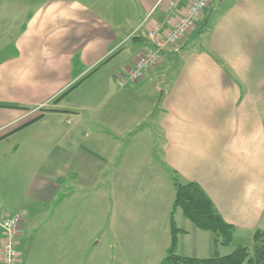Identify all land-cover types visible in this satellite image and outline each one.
I'll return each mask as SVG.
<instances>
[{
    "label": "crops",
    "instance_id": "crops-1",
    "mask_svg": "<svg viewBox=\"0 0 264 264\" xmlns=\"http://www.w3.org/2000/svg\"><path fill=\"white\" fill-rule=\"evenodd\" d=\"M159 1L0 0V26L6 21L13 32L0 51V165L40 169L64 155L76 163L78 141L95 138L106 144L95 173L111 171L116 180L127 143L143 141L147 148L133 160L137 168L153 176L163 170L171 184L174 174L197 184L233 227V240H252L256 231L264 233V0H215L178 50H165L140 81L120 86L151 49L150 28L164 27L168 17L177 20L190 3L179 0L167 13V0ZM60 174L52 178L56 183L36 174L26 191L36 207L63 199L71 205L74 189L60 194L65 181L82 190L94 184L82 185L76 168ZM43 212L21 215L18 264H24L25 240L40 230L43 245L69 251L72 227L59 223L66 214L55 215L59 222L51 215L41 229ZM175 222L184 236L200 238L190 222L185 229ZM62 262L70 264L66 257Z\"/></svg>",
    "mask_w": 264,
    "mask_h": 264
},
{
    "label": "rangeland",
    "instance_id": "rangeland-1",
    "mask_svg": "<svg viewBox=\"0 0 264 264\" xmlns=\"http://www.w3.org/2000/svg\"><path fill=\"white\" fill-rule=\"evenodd\" d=\"M3 1L6 2V0ZM7 26L6 21H3L0 26V51L12 37L13 32L8 30ZM180 45L181 43L176 50ZM83 91L85 88L79 90L71 99H75L80 93H85ZM132 111L136 110L132 109ZM115 123H117L116 118ZM123 123L125 124V121ZM79 142L82 149H78L76 163L71 159L69 161V157L64 155L55 157V165L44 164L40 169L37 167L35 169L32 165L22 170L17 167L9 169L0 165V221L13 215L21 217L25 212L44 211L45 224L41 229H45L49 222H59V216L55 215L63 213L66 216L59 223L62 222L64 226H70L73 230V234L70 235L69 251L59 250L57 245H43L42 230L37 235L35 233L29 236L25 240L22 251L23 263L45 264V260L49 259L54 264H64L62 260L66 257V260H70V264H161L166 257L171 240L168 221L174 189L169 174L158 169L153 176V171L137 168L133 160L139 151L147 148V144L141 141L145 147L132 145L130 141V145L127 143L124 162L121 165V176L113 180L111 171L105 172L102 176L96 175L95 171L99 170L98 163L104 156L101 145L106 146V144H101L95 138L78 141V144ZM156 142L160 144L158 135ZM115 144L114 151L119 150ZM135 148L137 151L134 154L132 150ZM88 150L91 151L90 154ZM109 150L111 154L112 149ZM156 151L158 153L156 159H159L160 147H157ZM112 154L116 157L115 152ZM38 159L45 160L46 157L39 156ZM82 166L85 167L84 170L80 168ZM70 167L80 171L82 185L83 182L95 185L93 184L94 186L92 185L90 189L82 190L78 185L67 184L65 181L60 194L63 195L64 192L67 194L74 189L73 195L76 200L72 201L71 205L63 199L60 203L46 205L43 209L36 207L38 204H33L31 196L26 195L27 189L37 177L36 174L54 182L52 178H57L58 173L66 176ZM138 175L145 177L139 179ZM117 181V186H113ZM83 196L87 197L80 204L82 201L79 199ZM101 196L107 197V203L106 198H103L101 203ZM69 206L71 211L68 219ZM51 215H54L52 218L57 217V219H51ZM48 217L51 221L47 219ZM174 220L178 222L180 228L185 229V224H189V221L179 212L174 215ZM32 233L29 231V235ZM199 233H201L200 238L195 235L184 236L180 233L175 253L182 257L209 259L231 254L238 246L250 249L253 246L250 238L233 240L227 247L220 246L215 242V236L211 232ZM207 239L214 240V245L208 246ZM58 254L62 259L58 257Z\"/></svg>",
    "mask_w": 264,
    "mask_h": 264
},
{
    "label": "trees",
    "instance_id": "trees-1",
    "mask_svg": "<svg viewBox=\"0 0 264 264\" xmlns=\"http://www.w3.org/2000/svg\"><path fill=\"white\" fill-rule=\"evenodd\" d=\"M203 31L199 30L198 34H202ZM77 86L78 84L73 86L60 96L57 101ZM172 185L174 188V199L168 221L171 240L166 257L161 264H264V233L261 231L254 233L251 249L238 246L231 254L209 259L178 256L175 251L181 230L177 227L174 220V215L178 212L196 229L211 232L220 246L227 247L232 243L234 229L231 225L224 222L213 203L197 184L183 183L174 174L172 176Z\"/></svg>",
    "mask_w": 264,
    "mask_h": 264
},
{
    "label": "built area",
    "instance_id": "built-area-1",
    "mask_svg": "<svg viewBox=\"0 0 264 264\" xmlns=\"http://www.w3.org/2000/svg\"><path fill=\"white\" fill-rule=\"evenodd\" d=\"M165 0H160L159 4ZM179 0H167L165 12L173 10ZM215 0H190L185 13L177 20L168 17L165 26L154 24L147 35L151 49L141 55L118 83L120 86L134 84L154 67L160 60L162 52L167 49H177L182 39L195 27L197 20ZM21 217L13 215L0 221V264H18L17 240Z\"/></svg>",
    "mask_w": 264,
    "mask_h": 264
},
{
    "label": "water",
    "instance_id": "water-1",
    "mask_svg": "<svg viewBox=\"0 0 264 264\" xmlns=\"http://www.w3.org/2000/svg\"><path fill=\"white\" fill-rule=\"evenodd\" d=\"M222 1V0H221Z\"/></svg>",
    "mask_w": 264,
    "mask_h": 264
}]
</instances>
